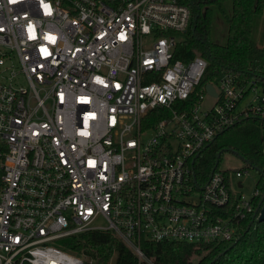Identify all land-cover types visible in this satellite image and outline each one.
<instances>
[{
    "label": "built area",
    "instance_id": "built-area-1",
    "mask_svg": "<svg viewBox=\"0 0 264 264\" xmlns=\"http://www.w3.org/2000/svg\"><path fill=\"white\" fill-rule=\"evenodd\" d=\"M190 19L178 0H0V264H96L58 244L88 230L156 264L146 241H232L258 219L249 167L202 183L193 166L264 118V85L223 73L188 105L208 66L175 58Z\"/></svg>",
    "mask_w": 264,
    "mask_h": 264
},
{
    "label": "trees",
    "instance_id": "trees-1",
    "mask_svg": "<svg viewBox=\"0 0 264 264\" xmlns=\"http://www.w3.org/2000/svg\"><path fill=\"white\" fill-rule=\"evenodd\" d=\"M178 0L191 11L185 40L175 50V58L189 60L201 55L208 61L206 71L187 101L193 104L197 93L204 92L208 83L220 74H230L246 83L256 80L264 85V47L256 38V18L264 13V0ZM220 12L228 22L226 43L212 40L214 15ZM164 114H158L155 120ZM225 151L237 152L244 167H258L256 186L260 194L257 206L264 204V118H243L220 132L206 146L193 166L198 182H206L219 169ZM220 153V155H219ZM218 160V162H217ZM58 244L79 255L106 264H139L132 249L109 230H88L60 239ZM145 254L156 264H264V220L253 215L243 220L236 239L223 242L189 243L179 241L142 244Z\"/></svg>",
    "mask_w": 264,
    "mask_h": 264
},
{
    "label": "rangeland",
    "instance_id": "rangeland-1",
    "mask_svg": "<svg viewBox=\"0 0 264 264\" xmlns=\"http://www.w3.org/2000/svg\"><path fill=\"white\" fill-rule=\"evenodd\" d=\"M227 2H230V0ZM255 28H256L254 29L255 38L259 46L264 47V13L256 18ZM227 35H228V22L227 20H225L224 16L220 12H216L214 15L212 40L219 43H226ZM213 104H214V99L211 96L206 95L202 102V108L208 109L212 107ZM244 165H245L244 160L238 154H236L233 151H225L221 159L219 169L224 170L229 168H238ZM259 177H260L259 172L254 168H250V175L248 177L241 178V181L244 184L243 190L247 194L251 193ZM97 223L100 225L107 224V222L104 221L103 219L98 220ZM54 244L57 243L55 242Z\"/></svg>",
    "mask_w": 264,
    "mask_h": 264
},
{
    "label": "water",
    "instance_id": "water-1",
    "mask_svg": "<svg viewBox=\"0 0 264 264\" xmlns=\"http://www.w3.org/2000/svg\"><path fill=\"white\" fill-rule=\"evenodd\" d=\"M205 88H206V90H207L209 93L214 94V95L217 94V92H216L215 87L213 86V84L208 83V84L206 85ZM235 153L237 154L236 151H235ZM219 155H220V153H219ZM217 162H218V160H217ZM249 165H251V166H252L253 168H255L256 170L261 171L258 167L252 165L251 163H249ZM259 209H260V215H259V217H258L257 220L262 221V220H264V204H263L262 206L259 205V206H258V210H259Z\"/></svg>",
    "mask_w": 264,
    "mask_h": 264
}]
</instances>
